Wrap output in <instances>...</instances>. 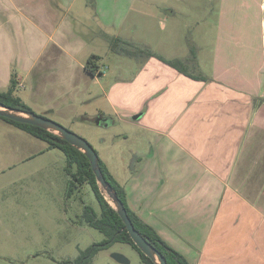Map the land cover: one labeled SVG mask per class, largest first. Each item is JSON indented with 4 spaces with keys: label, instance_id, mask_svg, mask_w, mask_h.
Masks as SVG:
<instances>
[{
    "label": "crops",
    "instance_id": "1",
    "mask_svg": "<svg viewBox=\"0 0 264 264\" xmlns=\"http://www.w3.org/2000/svg\"><path fill=\"white\" fill-rule=\"evenodd\" d=\"M110 1L0 0V91L14 75L20 85L22 72L42 110L64 118L62 110L85 103L84 80L97 79L86 60L108 54L85 41L86 25H76L94 18L111 50L110 29L126 17L119 24L107 19L115 14ZM162 57L182 60L189 74L146 58L130 76L121 70L101 95L112 110L138 115L126 122L145 135L147 149L132 153L142 169L120 181L101 160L124 187L130 209L189 264H264L263 89L238 70L196 72L200 61L189 54Z\"/></svg>",
    "mask_w": 264,
    "mask_h": 264
},
{
    "label": "rangeland",
    "instance_id": "2",
    "mask_svg": "<svg viewBox=\"0 0 264 264\" xmlns=\"http://www.w3.org/2000/svg\"><path fill=\"white\" fill-rule=\"evenodd\" d=\"M110 5L115 14L107 19L119 24L126 17L121 28L113 26L110 34L128 42L130 46H120L133 55L105 48L98 38L105 36L99 29L101 23L94 18L78 23L77 29L88 28L83 32L85 41H94L97 53L108 54L100 62L107 76L84 80L85 103L62 110L64 118L52 114V109L42 110L31 95L30 77L22 72L23 87L16 95L34 113L87 140L118 180L131 181L135 171L142 169L132 153L147 149V144L145 135L126 122L131 121L130 115L134 120L138 115L126 110V116L122 108L112 110L110 101L101 95L122 77L121 70L128 73L124 77L137 72L147 54L171 59L189 54L196 64L200 61L196 72L203 68L212 76L236 70L240 75L248 73L264 93V0H112ZM103 118L108 124L98 123ZM67 163L61 150L49 149L46 142L0 119V264H64L107 239L83 219L86 206L101 212L91 186H78L68 195ZM114 253L124 255L130 264H143L139 253L123 243L100 251L89 264H118L111 257Z\"/></svg>",
    "mask_w": 264,
    "mask_h": 264
},
{
    "label": "trees",
    "instance_id": "3",
    "mask_svg": "<svg viewBox=\"0 0 264 264\" xmlns=\"http://www.w3.org/2000/svg\"><path fill=\"white\" fill-rule=\"evenodd\" d=\"M110 43L111 50L113 53L121 55H133L131 54V52L129 53L127 49L124 50L120 46L121 44H126L127 46H130L128 42H125L120 38H112ZM145 57H157L158 59L175 68L179 72L187 75L189 74L182 60H166L162 56L153 54L152 52L147 54ZM101 59L102 58L97 55H91L88 58L85 64V69L92 76H102L100 65ZM195 78L200 80L207 79L205 77ZM18 85L19 84L17 78L14 75L11 80V86L9 87V89L7 91H0V103L25 112H34L29 105H27L20 97L16 96ZM0 119H3L8 123L14 125L15 127L25 131L29 135L46 142L49 146V149L61 150L66 155L68 162L66 172L71 177V180H69L68 183V195H71L74 188L88 184L91 186L100 204V214L97 213L92 207L86 206L83 212V219H85V222L90 227L104 234L107 239L101 243H96L93 246H90L85 251H82L81 256L75 261H66L64 264H89V262L95 255H97L102 250L110 248L115 243L131 245L139 253L140 259L143 264H155L150 258H148L145 254L141 252V250L131 239L128 230L126 229L125 223L101 192V189L96 180V176L91 168L90 161L82 151L70 145L67 141L61 139L56 134L44 130L42 128L29 124L18 123L1 116ZM99 166L106 180L112 186L114 193L124 204L135 229L139 231L151 245H153L159 252H161L168 264H189V262L182 254L167 245L152 227L143 223L140 218L130 209L127 202V195L124 187L119 184V182L114 178V176L110 173L109 169L107 168V165L101 160L100 157ZM75 167L77 168L76 172L73 171Z\"/></svg>",
    "mask_w": 264,
    "mask_h": 264
},
{
    "label": "water",
    "instance_id": "4",
    "mask_svg": "<svg viewBox=\"0 0 264 264\" xmlns=\"http://www.w3.org/2000/svg\"><path fill=\"white\" fill-rule=\"evenodd\" d=\"M0 116L18 123L33 125L52 132L61 139L67 141L70 145L82 151L90 161L91 168L96 176L101 192L125 223L126 229L136 246L155 264H168L161 252L151 245L142 234L135 229L124 204L114 193L112 186L103 175L99 166V155L97 151L87 140L49 118L40 116L34 112H25L19 109H14L2 103H0ZM98 123L106 125L108 124V121L101 119ZM111 257L119 264H130V261L122 254L114 253Z\"/></svg>",
    "mask_w": 264,
    "mask_h": 264
},
{
    "label": "built area",
    "instance_id": "5",
    "mask_svg": "<svg viewBox=\"0 0 264 264\" xmlns=\"http://www.w3.org/2000/svg\"><path fill=\"white\" fill-rule=\"evenodd\" d=\"M19 87H20V88H22V87H23V85H21V84H20V85H19Z\"/></svg>",
    "mask_w": 264,
    "mask_h": 264
}]
</instances>
